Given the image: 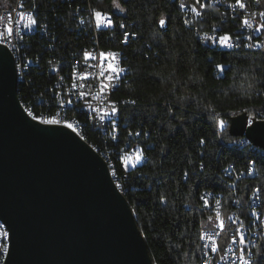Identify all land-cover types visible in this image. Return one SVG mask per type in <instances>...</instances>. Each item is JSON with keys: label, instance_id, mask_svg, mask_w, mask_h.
Wrapping results in <instances>:
<instances>
[{"label": "trees", "instance_id": "obj_1", "mask_svg": "<svg viewBox=\"0 0 264 264\" xmlns=\"http://www.w3.org/2000/svg\"><path fill=\"white\" fill-rule=\"evenodd\" d=\"M10 1L0 0V6ZM189 1L194 0H29L49 20L68 16L70 8L82 4L111 14L115 27L99 39L112 47L117 46L118 21L135 22L138 38L124 47L128 70L109 96L119 109L115 141L88 127L81 137L107 152L112 176L122 186L153 264H198L199 229L210 215L200 204L206 190L221 194L224 215L239 209L244 216L253 190L264 211V153L253 152L264 148L229 132L232 116L246 113L250 119L264 112V49L245 48L239 40L229 51L203 44L198 32L214 24L221 25V32L240 35L241 16H223V8L213 6L185 23L181 5ZM160 18L168 20L165 31L157 26ZM57 28L60 32L64 26ZM58 57L67 59V49L58 50ZM55 77H66V70L55 69ZM16 90L22 104L19 85ZM218 118L225 119L223 128L217 126ZM238 139L247 145L240 146ZM134 146L144 160L124 170L120 156ZM228 165L242 173L233 186L222 173ZM250 165L253 176L243 173ZM253 264H264V236L258 239Z\"/></svg>", "mask_w": 264, "mask_h": 264}, {"label": "water", "instance_id": "obj_2", "mask_svg": "<svg viewBox=\"0 0 264 264\" xmlns=\"http://www.w3.org/2000/svg\"><path fill=\"white\" fill-rule=\"evenodd\" d=\"M165 20L161 25L160 20ZM159 30L168 20L160 18ZM232 116L229 132L264 148V120ZM0 219L4 264H153L107 162L61 124L25 114L13 58L0 46Z\"/></svg>", "mask_w": 264, "mask_h": 264}, {"label": "built area", "instance_id": "obj_3", "mask_svg": "<svg viewBox=\"0 0 264 264\" xmlns=\"http://www.w3.org/2000/svg\"><path fill=\"white\" fill-rule=\"evenodd\" d=\"M20 2H27V12H20ZM235 0H194L184 2L182 10L185 11V23H192L195 17L201 15L204 8L221 7L223 8L222 14L226 16L229 13L232 17L236 15L241 16V23L243 18H247L253 25L252 28L241 26L240 35H231L232 43L235 45L232 48L222 47L217 43L218 37L225 34L221 32V25L214 24L208 28H203L197 34L200 41L209 46L216 47L221 50H233L238 45V40L243 43V46L248 49L263 48L264 45V29L256 31V27L264 23V2L259 0H243L246 5L245 9H238L230 7L234 4ZM205 4L204 8L199 5ZM195 7L200 15L192 11ZM94 9L88 5H77L68 11V16L54 17L49 20L44 12L38 9L37 5H29V0H11L6 6H0V33L6 34V28L11 26L13 29H19V35L15 32L12 37H8L9 42L4 44L10 53H15L14 68L16 84L20 88V97H22V109L26 115L33 112L36 121L42 122L46 120H58L61 125L66 126L65 122L72 123L75 131L79 137L81 132H84V127L93 130L98 136L111 137L117 136L118 128L116 126L117 114L108 116L104 121L98 122L91 119L93 115L91 109L88 107L86 101L90 102L92 107H104L106 111H110V106L106 103L109 101V96L121 85L125 78L128 67L125 63L126 54L124 47L130 42L138 38V31L135 27V22L131 20L121 19L117 23L118 36L117 46H108L100 43V35L104 32H109L114 29L115 21L111 14L110 18L114 21L112 27L101 25L99 28L96 26L92 18ZM22 13L33 15L38 23L32 26L31 29L25 28L23 25L27 23V16L21 19ZM12 17V22L9 25L8 17ZM66 21V23H64ZM123 23L125 27L121 29L119 25ZM64 26L58 31L57 26ZM129 33L126 43L124 40V33ZM239 36V39L237 37ZM22 37V39H21ZM109 37L113 35L109 34ZM208 37H211L209 39ZM251 37V39H248ZM249 45H251L249 47ZM3 46V45H0ZM147 49L151 51L154 56L157 50L153 49L149 43H146ZM67 49V59H60L58 57V50ZM104 52H118L120 53L119 66L124 69L119 74L117 86L106 93L104 96H96L99 87V71L100 59L99 53ZM90 53V57L85 58L84 53ZM92 57H95L93 59ZM16 62H24L25 77H18V69H16ZM106 67V63H105ZM55 69L66 70V77H55ZM75 69V74L74 70ZM80 74H84L86 79H81ZM84 85V87L73 88V83ZM84 91L89 93L88 96L81 98L78 93ZM71 100L73 103H67ZM63 101V102H62ZM29 116V115H28ZM31 119L33 117L29 116ZM256 120H264V112H258L254 117ZM115 125V131H114ZM237 142L240 146H246V139H238ZM90 146L99 152V146ZM106 147V146H105ZM124 149L128 148L123 145ZM136 146L131 147L128 152H132ZM250 150L249 146H247ZM102 156L106 158L108 164V154L101 149ZM259 154L264 153L261 151H253ZM144 160L142 156L141 161ZM109 167V164H108ZM252 170L249 171L248 169ZM243 173L253 176L255 169L252 165L248 167ZM222 173L225 177L229 178V184L233 186L240 178L242 173H237L233 165L226 166ZM114 178V176H113ZM115 186L121 192L122 186L114 179ZM204 196L209 201L207 206L204 205L201 197ZM216 201H220L217 204ZM247 209H245L244 216L239 212V209L232 210L226 215L223 214V204L221 201V194L214 193L209 190L202 192L200 196V204L202 207L210 211V215L202 221L199 229V258L198 264H204L207 258L211 264H243L240 256L243 255L246 259L254 262V250L257 246L258 239L264 236V211L260 210V196L257 190L251 191L246 199ZM233 204H237L236 199ZM219 211L221 219L224 220L226 230L221 231L219 228V221H216L215 214ZM212 217V220H209ZM230 218V219H229ZM2 219H0V264H2L1 246L4 243V232H9L8 229H2ZM239 229V234L242 235L246 241L244 244L232 242L231 237L236 234ZM219 232L215 236V240L223 251L211 252L210 248L203 246L210 242L207 239L201 240L200 236L203 233L209 235ZM224 256L225 259H220Z\"/></svg>", "mask_w": 264, "mask_h": 264}, {"label": "snow or ice", "instance_id": "obj_4", "mask_svg": "<svg viewBox=\"0 0 264 264\" xmlns=\"http://www.w3.org/2000/svg\"><path fill=\"white\" fill-rule=\"evenodd\" d=\"M20 7H23V4L21 3ZM116 7H119V5H116ZM181 7H184V5H181ZM199 7L202 9L205 7V4L201 3L199 5ZM230 7H234V8H238V9H245L246 5L243 2V0H235L234 4L230 5ZM120 11H125V9H120ZM192 11L195 12L197 15H200V13L197 11V9L195 7L192 8ZM262 16H264V13H261ZM27 16V23H25L23 26L25 28L31 29L32 26L37 25L38 21L37 19L31 15V14H27V13H22L21 15V19H24V17ZM92 18L95 21L96 26L99 28L101 25H105L108 27H112L114 25V21L110 18L108 13H104L101 10H93L92 12ZM8 22L9 25L12 22V17L9 16L8 18ZM161 25L165 24V20L161 19L160 21ZM241 26L244 27H248V28H252L253 25L249 22V20L247 18H243L242 19V23ZM119 27L121 29H123L125 27V25L123 23H121L119 25ZM261 29H264V23L260 24L258 27H256V31H260ZM19 35V29H13L11 26H8L6 28V34L5 33H0V45H4L6 43L9 42L8 37H12L13 34ZM129 36V33L125 32L124 33V40L122 41V43H126L127 42V38ZM209 39H211V37H208ZM22 39V37H21ZM237 39H239V36L237 37ZM248 39H251V37H248ZM217 43L222 46V47H227V48H232L235 45L232 43V36L230 33H225L223 35H220L218 37ZM251 45H249L250 47ZM262 47H264V45H261ZM90 53L85 52L84 56L85 58L90 57ZM93 59H95V57H92ZM99 59L101 61L100 63V71H99V87H98V91L96 93V96H104L106 93L110 92V90H112L113 88H115L117 86V82L119 80V74L122 73L124 71V69L122 67L119 66V59H120V53L118 52H104L101 51L99 53ZM105 63H106V67H105ZM216 68L219 71H223L224 68L222 65L217 64ZM74 74H75V69L73 70ZM80 78L81 79H86V76L84 74H80ZM72 87L75 89L77 87H84V85H77L75 82L73 83ZM78 95L81 98H84L86 96L89 95V93L84 92V91H79ZM63 102V101H62ZM67 103H73L71 100L67 101ZM88 107L91 109V112L93 113V115L90 117L93 120H96L98 122H102L105 120L106 117L108 116H115L118 112L119 109L116 105V102L113 101H106V103L110 106V111H106L104 107H95L93 108L91 103L86 101ZM134 103V101H133ZM29 116L33 117V119H35V116L33 115V112H29L28 113ZM43 123L46 124H58L60 123V121L58 120H46V121H42ZM249 124H253L255 122V118L252 117L249 119ZM66 127L70 130L75 131L74 125L72 123L69 122H65ZM216 124L218 127L223 128L226 124L225 119H217L216 120ZM114 131H115V125H114ZM113 139H115V136H113ZM200 143H204V140L202 139L200 141ZM142 159L141 156V151L140 149L136 150V154L135 156H120V162H121V168L126 170L128 165L131 164L133 166L137 165L138 162H140ZM250 163H255V161H252ZM249 171H251L252 169L249 168ZM113 175H115V173H113ZM164 198L161 197V200H163ZM201 200H203L204 205L207 206L209 204V201L207 200L206 197L202 196ZM217 204H220V201H216ZM215 219L216 221H219V228L221 231H225L226 230V225L224 223V220L221 219V215L220 212L217 211L215 214ZM230 219V218H229ZM209 220H212V217H209ZM220 233L219 232H215L211 235L207 234V233H203L200 236L201 240L207 239L210 244L206 243L203 247L204 248H210L211 252H218V251H223V249L219 246V244L217 243V241L215 240V236H218ZM232 242L235 243H239V244H244L246 243L244 237L242 235L239 234V229L236 230V234L233 235L231 237ZM220 259H225L224 256H221ZM240 259L243 261V264H252V262L248 259H246L243 255L240 256ZM204 264H211V261H209L207 258L204 260Z\"/></svg>", "mask_w": 264, "mask_h": 264}, {"label": "bare ground", "instance_id": "obj_5", "mask_svg": "<svg viewBox=\"0 0 264 264\" xmlns=\"http://www.w3.org/2000/svg\"><path fill=\"white\" fill-rule=\"evenodd\" d=\"M23 4V7H20V12H27V7L23 2H20ZM11 56L13 60H15V53H11ZM16 69H18V77H22V70L24 69V62H16ZM16 84V88H17ZM16 96H17V90H16ZM18 98V97H17ZM20 106L22 107V104L20 100L18 99ZM111 101V100H109ZM82 138V137H81ZM83 139V138H82ZM84 140V139H83ZM85 141V140H84ZM252 143V142H251ZM253 144V143H252ZM90 145V144H89ZM256 146V145H255ZM101 156V155H100ZM102 157V156H101ZM103 158V157H102ZM104 159V158H103ZM105 160V159H104ZM106 161V160H105ZM110 168V167H109ZM111 171V170H110ZM112 173V172H111ZM122 193V192H121ZM2 229H8L6 223L2 221ZM8 246H9V232H4V243H2L1 246V254H2V264H4V259L6 257V254L8 252Z\"/></svg>", "mask_w": 264, "mask_h": 264}, {"label": "rangeland", "instance_id": "obj_6", "mask_svg": "<svg viewBox=\"0 0 264 264\" xmlns=\"http://www.w3.org/2000/svg\"><path fill=\"white\" fill-rule=\"evenodd\" d=\"M116 11L118 12V13H122V11H120V8H116ZM138 148H135L132 152H128V153H126V154H123L122 156H135V154H136V150H137ZM142 156V155H141ZM128 166H132L131 164H129Z\"/></svg>", "mask_w": 264, "mask_h": 264}]
</instances>
